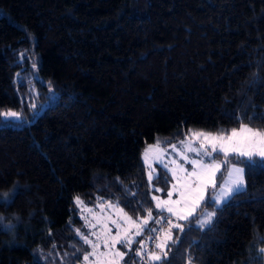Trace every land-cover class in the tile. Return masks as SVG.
<instances>
[{
    "label": "trees",
    "instance_id": "16d2710c",
    "mask_svg": "<svg viewBox=\"0 0 264 264\" xmlns=\"http://www.w3.org/2000/svg\"><path fill=\"white\" fill-rule=\"evenodd\" d=\"M8 111L21 119L0 115V194H18L0 201V264H79L77 197L144 218L167 186L147 180L146 145L264 129V0H0ZM229 160L246 188L210 229H173L165 264H263L264 158Z\"/></svg>",
    "mask_w": 264,
    "mask_h": 264
},
{
    "label": "snow or ice",
    "instance_id": "6c2138e0",
    "mask_svg": "<svg viewBox=\"0 0 264 264\" xmlns=\"http://www.w3.org/2000/svg\"><path fill=\"white\" fill-rule=\"evenodd\" d=\"M36 107L35 104L32 105ZM7 120H19L21 119V113L8 111L0 114ZM251 121V117H247ZM189 139L199 140L198 146H194L189 142L185 144L181 141L182 152L180 158L182 163H177L176 160H172L175 168H169L168 164H164L163 167L168 169L172 174V180L175 181L171 184V189L166 192L167 199H160L157 196H153L152 199L156 201L155 208L159 209V219L154 220V223H166L168 225L167 230L164 228L159 230L152 228L151 232H157L163 234V242L156 244V249L159 250V254L156 251H150L147 254L149 261H160L161 264H165L164 258L167 257L168 252L165 250L168 248V242L175 243L172 236V229H177L180 232L184 231V227L178 221H190V218L197 220L200 228H209L215 223V217L218 211L223 206L229 203L237 194L246 188L245 182V169L237 167L236 164H232L230 168H227V178L223 180V183L217 185L216 175L221 172L223 165L230 163V157L246 158L252 161L255 157L264 158V129H257L240 122L238 128H232L228 130H220L217 133L211 132H194L190 134ZM159 147V144H157ZM172 150H177L176 145H172ZM185 153H194V158L188 156ZM223 156V160H219V156ZM187 163L191 166V170L183 166ZM153 179V175L149 173V181ZM157 181L164 180L165 185L168 184L166 177L157 175L155 177ZM213 189L211 196L208 195V189ZM219 188L218 191L216 189ZM154 191L159 192L161 189L155 188ZM18 194V189L14 188L13 192L0 194V201L3 203H11L13 196ZM177 198L173 199V195ZM77 203H81L79 197L76 198ZM210 208L211 211H205ZM199 210V213H198ZM153 209L149 208L147 217L143 219V226H147L149 220L152 219ZM167 212L170 217H175L177 222H173L170 218L163 216V213ZM3 217L0 216V224L3 223ZM129 220L131 218H128ZM117 229L121 225L113 221ZM9 229L11 225L6 226ZM95 227V225H92ZM111 232V229H108ZM143 227L137 225V231L135 235H141ZM77 234L81 236L83 242L90 245L93 248L92 253H87L83 256L85 262L89 261L90 256H95V249L99 247L94 243L88 235H85L77 230ZM92 235H96L95 232ZM153 237H149L152 239ZM155 239L160 240L161 237L157 236ZM134 239L129 237V230H125L123 236L117 231L116 235L111 238L109 243L108 239L104 242V247L109 249L111 259L105 261H97V264H118L119 260H122L125 253L115 249L116 244H121L127 247L131 251V245L134 243ZM144 244L140 242V250L137 251V255L144 256L143 252ZM264 251V249H262Z\"/></svg>",
    "mask_w": 264,
    "mask_h": 264
},
{
    "label": "rangeland",
    "instance_id": "374dc122",
    "mask_svg": "<svg viewBox=\"0 0 264 264\" xmlns=\"http://www.w3.org/2000/svg\"><path fill=\"white\" fill-rule=\"evenodd\" d=\"M194 132H202V131H192L188 133L186 138L183 139L182 141H184L185 144L191 142L193 143L194 146H198L200 142L199 140L189 139L190 134ZM157 144L158 143L152 145H146L144 147L140 155L141 162L144 166L145 176L148 181H149L150 172L152 173L153 178H155L159 173H163L164 177H166L168 180V184L164 190H161L159 192L155 191L154 193H152L151 195L152 209H153L152 219L149 220L147 226H143L142 223L143 219L146 218L147 215L144 218H134V219L131 218L129 220L128 218L130 217L124 214L120 208L116 207L113 204L102 202L100 200L96 201L94 204L91 205H86L81 200H80L81 203H77L76 199L73 201V204L75 206L74 208L76 209L77 217L82 222L81 227H78L77 229L74 230L75 235L83 242L81 236L77 234V230H80L81 233L88 235L89 238L94 243L99 245V247L95 249L96 255L90 256L89 261L85 262L83 260V256L87 253H92L93 248L90 245H87L83 242L84 244L83 251L85 248V252L82 254V259L79 264H97V261L106 262L107 260L111 259L110 251L109 249L104 247V242L106 239H108L110 243L111 238L116 235L117 231H119L121 236H123L125 230H129V237L134 239L135 242L132 244L134 247L131 245L132 250L129 251L127 247H124L121 244L115 245V249L125 253L123 259L119 260L118 264H156L158 262V261H149L147 257L148 252H150L148 251V249H146V245H147L146 242H148L149 237H146L145 241H143V238L139 239L141 238L140 235H135V232L137 231V225H140L141 227H143L142 234H144V230L151 225L152 221L159 219V216L157 215L159 213V209L155 208L156 201H154L152 197L157 196L160 199H167L166 192L171 189V184L174 183L175 181L172 180L171 172L168 171V169H165L163 165L168 164L169 168H175L176 166L172 164V160H176L177 163H182L180 158V154L182 152V146H181V141L170 144L168 146L159 145V147H157ZM172 145L177 146V150L175 152H173L172 150ZM185 154L194 158V153H185ZM223 159L224 158L218 159V161ZM232 164L233 163L228 164L226 166V169L230 168ZM183 166L191 170V166L188 165L187 163H184ZM236 166L240 167L238 165ZM223 167L224 165L221 168V172ZM221 172L217 173L216 175L217 185L223 183V180L227 178V170H225L223 174L224 176L218 179V175ZM155 188L161 189L160 187H154V189ZM218 190L219 188L216 189V191ZM212 193H213V189L209 188L208 195L211 196ZM172 198L176 199L177 196L174 194ZM205 211H211V209L207 208L205 209ZM153 215H156L157 217H154ZM163 216L170 218L173 222H177L175 217H170V215L167 212H164ZM113 221H116V223L121 225V227L117 229L116 225L113 224ZM178 222L182 225L200 228L197 220L194 218H190V221H178ZM92 225H95V227H92ZM155 225L159 229L164 228L165 231L168 228V225L166 223H155ZM108 229H111V232H109ZM93 232H95L96 235H92ZM154 233H155V237L160 236L161 239L160 240L154 239L151 249L152 251H156L159 254V250L156 249V244L163 242V234L160 233L159 231L157 233L156 232ZM140 242H143L144 244L143 257L136 254L137 251L140 250ZM263 264H264V260H263Z\"/></svg>",
    "mask_w": 264,
    "mask_h": 264
}]
</instances>
